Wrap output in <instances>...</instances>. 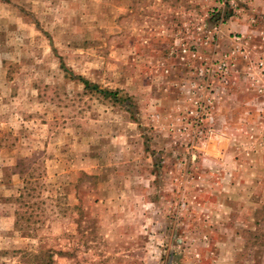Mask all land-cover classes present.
<instances>
[{
  "label": "rangeland",
  "instance_id": "374dc122",
  "mask_svg": "<svg viewBox=\"0 0 264 264\" xmlns=\"http://www.w3.org/2000/svg\"><path fill=\"white\" fill-rule=\"evenodd\" d=\"M259 60L264 0H0V264H264Z\"/></svg>",
  "mask_w": 264,
  "mask_h": 264
},
{
  "label": "trees",
  "instance_id": "16d2710c",
  "mask_svg": "<svg viewBox=\"0 0 264 264\" xmlns=\"http://www.w3.org/2000/svg\"><path fill=\"white\" fill-rule=\"evenodd\" d=\"M75 77V76H74ZM78 79L83 83L84 88L90 91H94L104 97H109L113 100H119L118 91L117 90H109L105 88H100L96 83H91L89 80L82 76H77ZM124 101H127V98H123Z\"/></svg>",
  "mask_w": 264,
  "mask_h": 264
},
{
  "label": "built area",
  "instance_id": "2783aa9c",
  "mask_svg": "<svg viewBox=\"0 0 264 264\" xmlns=\"http://www.w3.org/2000/svg\"><path fill=\"white\" fill-rule=\"evenodd\" d=\"M229 59H230L229 56L224 55L222 57L221 61L218 62L217 66H216V69L219 72L225 73L228 70L229 66L232 64V62H229ZM256 68L259 69L260 74H263L264 75V61H260L259 60L258 63L256 64ZM263 87H262V83L259 84L258 91L259 92H262L263 91ZM210 117L211 116H209V118Z\"/></svg>",
  "mask_w": 264,
  "mask_h": 264
}]
</instances>
